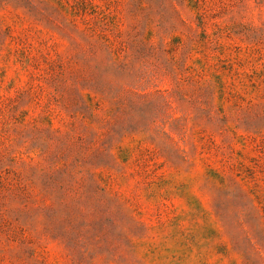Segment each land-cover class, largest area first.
Instances as JSON below:
<instances>
[{
  "label": "rangeland",
  "instance_id": "374dc122",
  "mask_svg": "<svg viewBox=\"0 0 264 264\" xmlns=\"http://www.w3.org/2000/svg\"><path fill=\"white\" fill-rule=\"evenodd\" d=\"M0 264H264V0H0Z\"/></svg>",
  "mask_w": 264,
  "mask_h": 264
}]
</instances>
